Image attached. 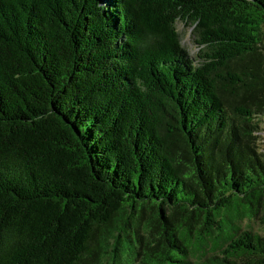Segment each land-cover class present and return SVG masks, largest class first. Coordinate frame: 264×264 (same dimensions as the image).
<instances>
[{
    "label": "trees",
    "instance_id": "1",
    "mask_svg": "<svg viewBox=\"0 0 264 264\" xmlns=\"http://www.w3.org/2000/svg\"><path fill=\"white\" fill-rule=\"evenodd\" d=\"M263 36L264 0H0V264H264Z\"/></svg>",
    "mask_w": 264,
    "mask_h": 264
},
{
    "label": "rangeland",
    "instance_id": "2",
    "mask_svg": "<svg viewBox=\"0 0 264 264\" xmlns=\"http://www.w3.org/2000/svg\"><path fill=\"white\" fill-rule=\"evenodd\" d=\"M178 31L182 35V44L185 47H189L191 51H194L192 48L191 42H190V29H188L184 24L179 23L177 24ZM264 38V36H263ZM260 131L258 133L259 136V146H260V152L264 154V116L261 118L260 121ZM257 229V228H256Z\"/></svg>",
    "mask_w": 264,
    "mask_h": 264
}]
</instances>
